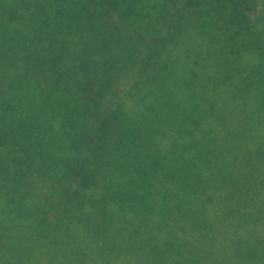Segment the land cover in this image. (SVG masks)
<instances>
[{"label":"trees","instance_id":"16d2710c","mask_svg":"<svg viewBox=\"0 0 264 264\" xmlns=\"http://www.w3.org/2000/svg\"><path fill=\"white\" fill-rule=\"evenodd\" d=\"M223 2L0 0V168L13 167L0 176V225L4 212L28 215L22 256L0 229V264H131V248L148 264H264V95L213 94L194 77L164 92L152 74L170 40L164 24L150 34L157 15L189 24ZM156 9L116 62L98 59ZM21 59L35 64L23 72ZM135 83L151 89L137 123L124 104ZM7 141L40 169L16 173L23 157Z\"/></svg>","mask_w":264,"mask_h":264},{"label":"rangeland","instance_id":"374dc122","mask_svg":"<svg viewBox=\"0 0 264 264\" xmlns=\"http://www.w3.org/2000/svg\"><path fill=\"white\" fill-rule=\"evenodd\" d=\"M147 1L151 6H154L158 0ZM222 1L225 2L221 3V7L219 6L220 3L218 6L213 3L202 6L197 11L195 19H190L189 24L184 19L171 21L174 16L171 17L166 12L163 13V16L157 15L159 10L156 9L155 14L150 12L154 18L151 15L140 17L134 21L131 29H122L119 34L122 40L117 41V43L105 44V52L99 55L98 59L103 63L116 62L118 60L117 52L128 47L127 43H131V40L137 35L136 29L148 28L151 23H149L150 19L153 21L157 15L154 23L158 28L154 24L150 34H153L155 40H158L162 34V24H164L165 29L169 28L166 33L167 38H170L166 45L159 48L161 50L159 59H166L165 64L158 62L152 71L154 76L162 74V78L164 77L167 83H161L164 92L169 91L170 88L180 89L181 85L192 82V77H194V81L202 82L204 88L213 94L248 92L256 97L264 95L263 79L259 75H254V70L264 64V0H254L255 4L252 8L246 0ZM163 3L164 0H161V5ZM170 12L172 14L182 11L174 9ZM239 21L244 22L245 25L240 24L238 26ZM175 30L177 31L174 32ZM1 32L8 33L11 39L17 37L16 31H8L7 29L1 30ZM99 37L101 38V35ZM145 54L148 55L147 51ZM6 61V59H0V82L7 77L9 68ZM20 64L24 72L28 66H33L35 61L33 59H21ZM133 86L134 88L132 87L131 92L128 93H131V98H126L124 104L127 109H131V121L137 123L141 120L140 117H144L143 112L139 110L142 107L141 97L144 94H150L151 89L146 88L138 92L142 86L136 87V83ZM195 87L197 91H200L196 85ZM1 92H6L5 85ZM8 94L10 93L7 91L6 95ZM1 106L3 105L0 104V110ZM9 114L10 112L6 108L3 112L0 111V115L3 117V121L0 123V133L3 137L7 136L4 125ZM19 138V140H23L22 137ZM9 143L10 141L6 142V144ZM9 147L12 150L9 151L11 156L18 154L23 157L20 162V170L16 172L21 177L29 169H36V171L40 169L38 161L34 163L29 161L28 156L30 154L21 148L19 141H11ZM5 165L8 166L9 162L7 161ZM12 169V166L7 169L0 168V176L13 177ZM5 186L0 182V189H4ZM2 219L4 223L0 225V229L5 235L2 236V239L6 243L14 240L15 245L21 249L22 256L26 241L21 238V234L27 228L28 215L22 210H14L10 213L4 212ZM133 240L131 235V247ZM132 251L131 248V264H148L145 255L134 254L133 256Z\"/></svg>","mask_w":264,"mask_h":264}]
</instances>
